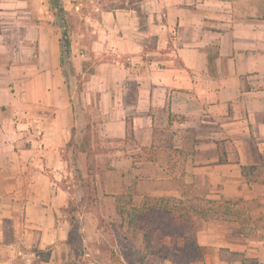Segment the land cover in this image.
I'll return each instance as SVG.
<instances>
[{
  "label": "crops",
  "instance_id": "obj_1",
  "mask_svg": "<svg viewBox=\"0 0 264 264\" xmlns=\"http://www.w3.org/2000/svg\"><path fill=\"white\" fill-rule=\"evenodd\" d=\"M140 2L144 20L124 7L85 16L92 54L75 53L85 32L68 37L82 66L112 56L83 82L85 112L95 105L99 133L122 143L106 191L183 198L193 187L213 198L222 185L257 198L264 181L247 175L264 172V0ZM58 17L53 0H0V264L34 263L36 247L69 236L52 177L82 120L59 68Z\"/></svg>",
  "mask_w": 264,
  "mask_h": 264
},
{
  "label": "rangeland",
  "instance_id": "obj_2",
  "mask_svg": "<svg viewBox=\"0 0 264 264\" xmlns=\"http://www.w3.org/2000/svg\"><path fill=\"white\" fill-rule=\"evenodd\" d=\"M53 4L58 8L61 33L76 36L85 32L84 44L74 46L75 53L83 49L92 54L93 38L91 30H87L85 16H94L97 13L96 7L133 8L144 20L140 0H53ZM62 50L64 54L59 61V68L70 81L69 92L75 100L77 116L82 122L75 127L71 143H66L62 148V158L67 161V165L60 170L61 173H57V178H52L57 179L58 185L65 189L62 195L66 198V204L57 213L58 228L61 229L63 225L70 227L69 219L73 213L79 219V229L69 243L67 237H59L54 245L36 247L38 256L31 264H179L177 260L180 255L175 253V247L169 251L175 240L161 230L163 225L158 228V213L152 217L146 214L149 223L143 229L123 226L125 222L119 209L137 207L141 210L148 206L174 208L177 214L189 216L195 222L203 241L209 238L213 229L217 242L213 247L217 251L213 247L202 246L205 259L190 264H243L245 257H257L264 262V203L261 201L264 198V185L258 190L257 198L253 199L227 196L221 190L222 185L215 187L213 198L206 195L207 191L200 193L193 187L184 189L183 198L138 196L133 189H127L115 197L106 191V183L117 181L113 152L122 143L113 142L99 133L95 105L89 106L85 112L83 82L95 71L100 60L112 59V56H93L84 59L87 63L82 66L81 58L66 53L64 48ZM9 114L11 117L18 115L16 112ZM247 176L249 179L264 181V172ZM87 180L91 183L90 188L85 185ZM176 239V244L193 241L191 238ZM53 251L57 253V259L51 262L49 260ZM166 251H169L168 257ZM14 262L26 264L23 259L15 258Z\"/></svg>",
  "mask_w": 264,
  "mask_h": 264
},
{
  "label": "trees",
  "instance_id": "obj_3",
  "mask_svg": "<svg viewBox=\"0 0 264 264\" xmlns=\"http://www.w3.org/2000/svg\"><path fill=\"white\" fill-rule=\"evenodd\" d=\"M69 36L66 34V32H63L62 37V49H65L66 53H70L71 46L69 41ZM64 54V51L62 50V55ZM73 135L71 140L68 142V144L71 143V141L74 139L75 135V127L73 128ZM89 140V137H87ZM87 143H90L89 141ZM88 188L91 187V183L89 180L86 181V184ZM71 213V212H70ZM158 213L160 217V224L158 225L160 228L161 225H163L161 230L167 235L172 237L175 240V243L170 247L169 251H171V248L175 247L176 251L175 253H179V259L177 262L179 264H190L192 261H202L205 259V252L201 245H199L196 241L197 237V227L194 221L190 219L189 216L179 213L177 214L174 211V208H167V207H158V206H148L144 207L143 209H139L137 207H132L130 209H119V214L122 215L124 218V224L123 226H134L136 228L143 229L149 222L146 220L147 217L146 214L152 215ZM167 217H166V215ZM153 220V219H151ZM150 220V221H151ZM70 221V229H69V236H68V243L75 238L76 231L79 229V219L71 213V217L69 219ZM140 224V225H139ZM183 238L186 240L187 238H191L193 241H185L184 243L176 244L177 239L176 238ZM166 251L165 255L168 257V252ZM68 264V263H67ZM69 264H76L75 262L69 263ZM243 264H264V262L260 261L257 257H245L243 259Z\"/></svg>",
  "mask_w": 264,
  "mask_h": 264
}]
</instances>
